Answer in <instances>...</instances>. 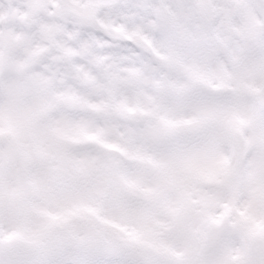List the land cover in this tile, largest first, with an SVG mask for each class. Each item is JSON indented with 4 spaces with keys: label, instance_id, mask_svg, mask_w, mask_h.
Instances as JSON below:
<instances>
[{
    "label": "rangeland",
    "instance_id": "374dc122",
    "mask_svg": "<svg viewBox=\"0 0 264 264\" xmlns=\"http://www.w3.org/2000/svg\"><path fill=\"white\" fill-rule=\"evenodd\" d=\"M252 2L194 0L196 57L91 98L17 87L22 62L0 52V251L43 261L92 243L141 264H264V21Z\"/></svg>",
    "mask_w": 264,
    "mask_h": 264
},
{
    "label": "snow or ice",
    "instance_id": "6c2138e0",
    "mask_svg": "<svg viewBox=\"0 0 264 264\" xmlns=\"http://www.w3.org/2000/svg\"><path fill=\"white\" fill-rule=\"evenodd\" d=\"M194 0H0V52L22 62L17 87L48 97L91 96L172 76L202 40L185 15ZM250 8L264 21V0ZM191 33V35H190ZM11 74H5L7 81ZM0 264H141L86 243L70 256L0 251ZM250 264H258L252 260Z\"/></svg>",
    "mask_w": 264,
    "mask_h": 264
},
{
    "label": "water",
    "instance_id": "95a60500",
    "mask_svg": "<svg viewBox=\"0 0 264 264\" xmlns=\"http://www.w3.org/2000/svg\"><path fill=\"white\" fill-rule=\"evenodd\" d=\"M257 100L261 106H264V89H262L261 91L258 92ZM218 235H219V229L218 228L211 227L208 230V237H207V246L208 247L212 246L215 243Z\"/></svg>",
    "mask_w": 264,
    "mask_h": 264
}]
</instances>
